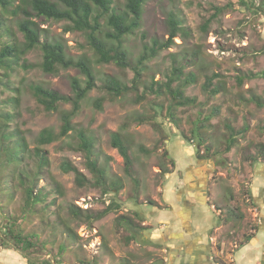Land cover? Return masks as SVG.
<instances>
[{
	"label": "rangeland",
	"instance_id": "374dc122",
	"mask_svg": "<svg viewBox=\"0 0 264 264\" xmlns=\"http://www.w3.org/2000/svg\"><path fill=\"white\" fill-rule=\"evenodd\" d=\"M111 1L117 12L124 9V0ZM11 9L0 8V50L3 45L23 48L24 39L17 27L20 18L13 16ZM170 15L179 22L174 44L144 63L142 85L136 93L119 97L104 89L105 81L113 77L131 86L134 72L130 68L96 63L86 34L65 30L70 22L32 17L40 30V42L60 41L73 60L88 58L95 74V87L80 102L70 120L72 130L65 137L56 136L62 125L61 112L71 111V103H58L57 111L46 112L37 103L32 87L40 85L72 98L71 80L77 79L84 86V75L76 68L44 73L39 47L8 58L10 68L0 67V122L9 113L8 128L23 136L27 146L14 180L15 202L7 212L21 218L25 188L44 196L38 204L23 209L26 220L22 233L38 242L32 259L48 257L56 264H147L158 260L157 246L161 243L155 245L151 237L163 222H157L159 212L155 207L164 209L168 199L176 200L177 190L172 193L169 188L188 192L189 178L198 187L207 184L209 201L223 207L228 220L235 215V208L243 209L239 224L244 241L252 224L247 187L251 171L264 152V106L256 104L264 105V15L240 5V0H146L141 25L123 41L132 65L137 64L144 46L168 38ZM174 67L181 68L183 74L172 87H180L184 96L196 99L193 106H178L165 90L161 95L145 93L153 81L156 86L164 83ZM213 74L217 77L212 87L222 88L219 94L210 96L202 85ZM239 78H243L241 85L237 84ZM136 95L145 99L136 103ZM206 117L209 121L201 130L206 141L200 148L195 139L188 138ZM228 128L240 132L233 148L223 154ZM45 129L55 138L41 145L39 135ZM115 132L129 146L132 177L124 173L123 159L111 146L110 135ZM81 134L92 141L91 159L104 170V185L93 186L96 178L87 165V151L80 145ZM155 146L158 151H153ZM141 148L151 152L143 153ZM164 150L174 165L162 157ZM36 153L45 157L43 164ZM63 166L77 170L87 183L78 186L75 173L65 172ZM19 172L23 185L18 184ZM73 207L84 217L110 209L102 219L87 223L70 214ZM119 217L142 223V230L134 231L131 238L133 230L120 227ZM144 222L150 224L144 226ZM148 247L155 250L150 252Z\"/></svg>",
	"mask_w": 264,
	"mask_h": 264
},
{
	"label": "trees",
	"instance_id": "16d2710c",
	"mask_svg": "<svg viewBox=\"0 0 264 264\" xmlns=\"http://www.w3.org/2000/svg\"><path fill=\"white\" fill-rule=\"evenodd\" d=\"M17 1L18 3L15 4ZM124 1V9L117 12V10L111 7V0H0V8L7 9L11 7V14L20 18L17 27L24 39L22 49H17L14 46L8 45L2 46L0 50V67L10 68V66L7 65L8 58L15 56L16 53L24 54L39 47L42 52L41 69L44 73L54 74L60 68H76L86 79L84 86L81 85L77 79L71 80L72 98L40 85L32 87L33 95L37 103L41 105L46 112L57 111L58 103L70 102L72 105L71 111L61 112L62 125L59 134L56 136L57 138L67 136L68 132L72 130L70 120L79 110L80 102L84 100L88 92L94 89L95 74L88 58L80 57L77 60H73L67 55L65 45L60 41L40 42V30L32 20V17L36 16L59 22H70V27H67L65 30L78 31L86 34L87 43L96 56V63H113L121 69L130 68L134 72L131 86L122 85L113 77H109L105 81L104 89L114 97H119L129 92L136 93L138 91V88L142 85L144 63L156 57L159 52L171 47L179 31V22L173 15H170L168 18V38L163 42L153 40L151 46H144V51L140 55L137 64L135 66L132 65L126 50L123 49V41L124 37L132 34L133 31L141 25L143 6L146 0ZM256 2V0H240V5L248 9H255L257 12L259 11L264 15V0H260L258 3ZM95 10L100 13L95 14ZM104 18L105 20L102 24L101 20ZM106 27L108 30L105 31ZM204 29H206V26H204ZM182 74L183 71L181 68L174 67L171 76H169L164 83L156 86L157 82L153 81L152 85L145 90V93L149 92L153 95H161L162 90H165L174 98L178 106H193L196 103V99L184 96L180 87H172L173 84L180 80ZM215 77H217L215 74L206 77L205 83L202 85L203 91L210 96H215L221 92V85L212 87V81ZM252 77L254 76L252 75L251 78ZM242 81L243 78L237 79V84L241 85ZM144 99V95H136L135 102L139 103ZM252 102L256 101L253 100ZM256 104L260 108L264 106L259 102H256ZM96 106H100L99 101ZM216 113H218V109H215V114ZM10 119L11 115L7 113L3 118L4 121L0 122V244L5 247L11 246L21 251L29 258L30 264H56V262L52 261L50 258L46 259L43 257V259H32L31 255L33 254V248L38 245V242L31 241L29 235H24L22 233V222L26 220V214L23 210L24 206L27 207L29 204H38L44 196L39 193L33 194V188L31 187L25 188L24 192L26 198L25 205L23 204L21 207V218L10 216L7 212L8 207L15 202L14 180L16 178V172H18L17 167L22 162L23 156L27 150L24 137L19 135L18 132L11 131L8 128L7 122ZM138 120L140 123L145 122L143 119ZM208 121L209 118L207 117L201 120L199 127L190 132L191 139L187 137L189 141L195 139V144L199 145L200 148L206 141L201 130L206 126ZM154 128L158 130L160 127L156 124ZM246 129L247 128L244 127L242 129L243 132H245ZM228 131L230 135L223 150V154L228 153L233 148L237 141L236 136L240 132L238 131L237 133L232 128H228ZM54 138L53 134L45 129L40 133L38 141L41 145H44L51 143ZM80 141V145L87 151V165L96 178L93 186L104 185L105 172L102 168L97 166L96 161L91 159L90 148L92 147V141L83 134L80 135ZM110 143L112 148L116 149L123 159L124 173L132 177V159L129 155V146L126 144L127 142L120 133L115 132L110 135ZM140 150L146 154L151 152L143 148ZM158 150L157 146L153 148V151ZM36 154L40 157L41 164H43L45 157L40 153ZM162 157L166 162H171V164H173L166 150H164ZM261 157L264 159V152L261 153ZM253 160H255V158ZM63 170L65 172L73 171L75 173V183L78 186L82 187L87 183L86 179L77 170L69 166H63ZM18 176L20 177L18 184L23 185V180L21 179L23 176L22 173L19 172ZM113 189L118 190L116 186H113ZM6 198L7 201H5ZM109 209L110 207L106 208L101 213L86 215L84 217L81 214V210L73 207L70 209V214L75 219L84 220L88 223L102 219ZM118 221L120 227L123 229H129V231L133 230L131 231V238L135 235L134 231L142 230V223L137 225L130 219L124 217H119ZM131 238L127 240V243L132 240ZM144 243L146 242H143V244Z\"/></svg>",
	"mask_w": 264,
	"mask_h": 264
},
{
	"label": "crops",
	"instance_id": "0c3cea01",
	"mask_svg": "<svg viewBox=\"0 0 264 264\" xmlns=\"http://www.w3.org/2000/svg\"><path fill=\"white\" fill-rule=\"evenodd\" d=\"M251 173L246 196L251 203L248 211L252 224L243 236L244 241H241L239 224L243 209L235 208V215L228 220L224 208L209 201L207 184H202L204 188L198 187L189 178V185L185 184L188 192L168 187V192L177 190L176 200L167 198L166 208L155 207L159 212L157 222H163V227L155 228L151 237L155 245L158 241L161 243L157 246L159 259L147 264H264V159L261 156ZM143 224L146 226L150 222ZM152 250L155 249L148 247V251ZM0 264L30 262L21 251L0 244Z\"/></svg>",
	"mask_w": 264,
	"mask_h": 264
}]
</instances>
